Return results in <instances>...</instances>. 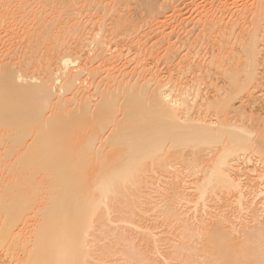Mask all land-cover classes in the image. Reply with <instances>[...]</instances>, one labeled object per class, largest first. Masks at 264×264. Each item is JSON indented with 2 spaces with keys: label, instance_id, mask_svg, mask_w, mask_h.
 Wrapping results in <instances>:
<instances>
[{
  "label": "bare ground",
  "instance_id": "obj_1",
  "mask_svg": "<svg viewBox=\"0 0 264 264\" xmlns=\"http://www.w3.org/2000/svg\"><path fill=\"white\" fill-rule=\"evenodd\" d=\"M193 2L0 0V264H264V0Z\"/></svg>",
  "mask_w": 264,
  "mask_h": 264
},
{
  "label": "rangeland",
  "instance_id": "obj_2",
  "mask_svg": "<svg viewBox=\"0 0 264 264\" xmlns=\"http://www.w3.org/2000/svg\"><path fill=\"white\" fill-rule=\"evenodd\" d=\"M201 1H202V0H201ZM201 1H198V0H197V3H198V2H201ZM203 2H204V0H203ZM203 2H202V3H198V4H196V0H195V2H193V3H195L196 5H195V4H194V5H195V7H197V6H199V4H203ZM185 9H186V8H183L182 10L185 11V12L187 13V15H188V9H187V11H186ZM183 11H182V13H185V12H183ZM189 16H190V15H189ZM132 51H133V52H132V53L130 52V54H129V56H128V57L131 58V59H132V56H133V57H136V55H135V53H134L135 50H132ZM112 52H113V51H112ZM133 53H134V54H133ZM132 54H133V55H132ZM134 55H135V56H134ZM126 57H127V55H126ZM128 57H127L126 60L129 61V62H131L132 65H134V64L136 63V60H137V59H136V60H132V61H134V64H133V62L130 61V60L128 59ZM124 59H125V58H124ZM124 59H123V60H124ZM134 59H135V58H134ZM126 60H124V62H126ZM55 62L58 63L57 60H56ZM129 62H128V63H129ZM126 63H127V62H126ZM128 63L125 65L126 67L129 65L126 69H128V68L130 67V65H131V64H128ZM53 65L55 66V63H53ZM132 65H131V67H132ZM135 65H136V64H135ZM53 68L55 69L56 66L53 67ZM130 69H131V68H130ZM258 167H259V166H258ZM198 214H199V213H198ZM199 217H200V214H199V216L197 215V218H196V217H194V218H195V219H198ZM194 218H193V219H194ZM197 221H198V220H197ZM251 224H252V223H251ZM163 226H166V225H163ZM163 226L161 225L162 228H160V226H159V228L156 229V230H158V231L160 230L159 233H161V231H162V233H161V234L163 235V236L161 235V238H162V239H163L164 235H165V236H166V235H167V236H171L170 233L173 232V229H171V232H170V233H169L170 229H169V231H168V228H171V226H168V228H167V227L165 228V227H163ZM172 228L175 229V227H172ZM161 229H162V230H161ZM175 230H176V231H175ZM175 230H174V232L172 233V236H171L172 239L168 238V239H170V241L167 242L168 239H166V237H164L166 240L163 239V241L165 240L164 242L167 243V244H163V245H165V247H164V248H165V251H169V250H167V249H170V248L172 247V246H170V245H171L173 239H174L175 241L178 240V238L176 239V237H177V236H176V233H177L179 230H178V229H175ZM177 230H178V231H177ZM158 231H157V232H158ZM163 231H164V232H163ZM165 231H166V232H165ZM167 231H168V232H167ZM165 233H166V234H165ZM167 233H169V234H167ZM177 234H178V233H177ZM159 235H160V234H159ZM173 235H174L175 237H174ZM164 242H163V243H164ZM170 242H171V243H170ZM173 243H174V242H173ZM176 243H177V241H176ZM168 244H169V245H168ZM167 246H170V248H168ZM166 247H167V248H166ZM164 248H163V246H162V248H161V249H162L161 251H163L162 253L165 252V251L163 250ZM171 249H172V248H171ZM159 256H160V257H159ZM159 256H158L159 258L162 257L161 255H159ZM117 257H118V256H117ZM161 259L163 260L164 258H161ZM163 261H164V260H163ZM171 261H172V262H171L172 264H177L176 262L174 263V261H177V259H173V260H171ZM177 262H178V261H177ZM116 264H122V260H117V261H116Z\"/></svg>",
  "mask_w": 264,
  "mask_h": 264
}]
</instances>
